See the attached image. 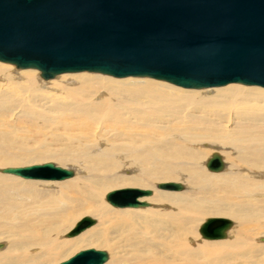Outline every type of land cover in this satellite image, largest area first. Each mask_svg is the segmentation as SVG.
<instances>
[{"label":"bare ground","instance_id":"obj_1","mask_svg":"<svg viewBox=\"0 0 264 264\" xmlns=\"http://www.w3.org/2000/svg\"><path fill=\"white\" fill-rule=\"evenodd\" d=\"M4 68L0 168L54 160L74 171L42 181L0 169V264L67 262L90 246L110 251L103 264H264V88L228 84L208 96L147 78L65 73L38 91V71L18 72L22 84ZM213 151L224 167L207 175ZM168 181L187 189L157 188ZM117 188L149 195L136 198L140 207L115 208L106 196ZM84 214L99 223L85 216L94 224L69 236ZM205 216L239 226L228 238L229 220L224 239L206 240V218L197 230L206 243L195 245Z\"/></svg>","mask_w":264,"mask_h":264},{"label":"water","instance_id":"obj_2","mask_svg":"<svg viewBox=\"0 0 264 264\" xmlns=\"http://www.w3.org/2000/svg\"><path fill=\"white\" fill-rule=\"evenodd\" d=\"M0 63L36 70L43 80L65 73L147 78L202 90L228 84L264 88V0H0ZM224 167L216 153L206 168ZM28 180L60 181L72 170L52 163L5 168ZM158 189L180 191L179 183ZM149 192L108 193L115 208H137ZM94 224L83 218L68 235ZM231 222L207 219L203 239H224ZM1 247V245H0ZM87 250L62 264H103Z\"/></svg>","mask_w":264,"mask_h":264},{"label":"rangeland","instance_id":"obj_3","mask_svg":"<svg viewBox=\"0 0 264 264\" xmlns=\"http://www.w3.org/2000/svg\"><path fill=\"white\" fill-rule=\"evenodd\" d=\"M6 67L7 68H4V70H6V75H9V74H11L13 77H14V79L19 83H22V84H24V82L22 81V80H20L17 76V73L19 72H21V70H16L13 66H11V65H7L6 64ZM12 67V68H11ZM7 69H9V70H7ZM37 72V71H36ZM39 74V73H38ZM38 78H39V80H40V84H46V82H51V81H53L54 79H56V78H54V79H52V80H48V81H44V80H42L41 78H40V76H38ZM45 82V83H44ZM44 87V88H43ZM173 87H175V86H173ZM7 86L5 87H3L2 86V89L3 90H7ZM41 88V89H40ZM38 87V91H43V90H45V91H50L49 89H48V86H42V87ZM176 88V87H175ZM177 89H182V88H178L177 87ZM182 90H185V89H182ZM211 90V89H210ZM209 89H205V90H202L203 91V93H205L206 92V94L208 95V96H211L213 93L210 91ZM34 91H36V88H34ZM201 91V90H200ZM54 92L52 91V92H50V94H51V96L52 95H54V97H56L57 95H55V94H53ZM13 94H14V92H13ZM37 94H38V92H37ZM60 96H63L62 94H60V93H58ZM32 95V94H31ZM30 94H26V95H24V96H22L23 98H30V96H31ZM39 95V97H36L37 99H39L40 100V102H44V100L42 99L44 96H42V94L40 93V94H38ZM58 95V96H59ZM41 98V99H40ZM214 153H216L217 154V152H215V151H213L211 154H210V156L207 158V160L214 154ZM220 155V154H219ZM221 156V155H220ZM221 157H223V155L221 156ZM230 158H234V155L233 154H231L230 155ZM206 162V161H205ZM205 162H204V164H205ZM45 163H52V164H54L55 166H57V167H60V168H63V169H67V170H73L74 168H72V167H69V166H58V163L56 162V161H54V160H47V161H41V162H35V163H26V164H23V165H19V166H13V167H1L0 169H5V168H23V167H28V166H33V165H40V164H45ZM230 163V162H229ZM225 164V163H224ZM225 166H227L228 167V164L226 163L225 164ZM69 168V169H68ZM74 171V170H73ZM204 171L206 172V174L207 175H209L208 174V170L206 169V167L204 168ZM208 171V172H207ZM226 172V171H225ZM5 175V174H4ZM7 175H9V174H7ZM9 176H11L12 178H14L15 176H12V175H9ZM14 179H19L18 177H15ZM19 180H23V179H19ZM168 182H175V181H168ZM58 182H56V184H57ZM177 183H181V184H183L184 186H185V189H187V187H186V185L183 183V182H179V181H177ZM158 184V183H157ZM56 186V185H55ZM55 186H53V188L54 189H57V188H55ZM39 188H43V189H52V186L51 187H47V188H45V187H42V186H40ZM124 188H126V187H124ZM119 189H123V188H117V189H113V190H119ZM113 190H109V191H106V193L105 194H107L108 192H110V191H113ZM152 190V192H161V191H159V190H156V188L154 189V186H153V188L151 189ZM185 191V190H184ZM183 192V191H182ZM154 193H152V195H153ZM144 202H147V201H144ZM103 203H104V205H106L108 208H110V209H114V208H112V207H110L109 205H107L106 204V202L104 201V197H103ZM148 207L147 208H150L151 206H153L152 204H150V203H148ZM142 209H146V208H142ZM141 209V210H142ZM140 210V209H139ZM85 216H90V217H92L93 219H95L96 220V224L97 223H99V219L98 218H96V217H94V216H91V215H89V214H84V215H81V217H79V218H77L76 220H75V222L73 223V224H75L76 222H78L81 218H83V217H85ZM211 217H213V216H211ZM206 218H210V216H205V217H200V220L197 222V228H196V231H195V234H196V236H197V239H196V241H195V245H200L201 243H206V241L204 242V241H202V239L200 238V236L197 234V230H198V227L203 223V221L206 219ZM213 218H216V217H213ZM218 218H222V217H218ZM225 218V217H224ZM227 219H229V218H227ZM229 220H231V219H229ZM233 223H234V226L232 227V229L227 233V237L229 238V234H231L232 233V231H234L238 226H239V223L238 222H235V221H233V220H231ZM72 227V226H71ZM92 228H94V227H92ZM92 228L91 229H88V231L86 232V234H88L90 231H92ZM68 232V230L66 231V232H64L65 234ZM63 233V234H64ZM63 234L62 235H60V238L61 239H66V238H64V236H63ZM64 234V235H65ZM80 236V235H79ZM228 238L226 239V240H228ZM70 239V238H69ZM72 239V238H71ZM262 239H264V236L260 239V240H258V242H260V243H264V240H262ZM261 240H262V242H261ZM0 244H2V246L3 245H5L4 243H0ZM85 249H94V250H97V251H105L107 254H108V259L111 257V253H110V251L109 250H107V249H105V248H98V247H96V246H90V247H81V248H79L77 251L75 250L72 254H71V256H73L74 254H76L77 252H79V251H81V250H85ZM66 259V258H65ZM66 260H68V258L66 259ZM66 260H61V261H58V262H56V263H54V264H60L61 262H64V261H66ZM110 260V259H109ZM108 260V261H109Z\"/></svg>","mask_w":264,"mask_h":264}]
</instances>
